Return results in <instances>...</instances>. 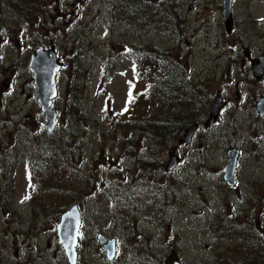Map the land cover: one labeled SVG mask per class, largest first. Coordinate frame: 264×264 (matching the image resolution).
I'll return each mask as SVG.
<instances>
[{
	"label": "rangeland",
	"instance_id": "obj_1",
	"mask_svg": "<svg viewBox=\"0 0 264 264\" xmlns=\"http://www.w3.org/2000/svg\"><path fill=\"white\" fill-rule=\"evenodd\" d=\"M130 1L34 0L37 6L20 14L0 1V92L9 79L15 88L0 96V112L11 123L18 158L28 153V169L18 161L8 187L5 205L16 232L8 256L15 264H68L54 222L63 201H51L42 190L31 194L29 186L34 144L48 134L28 63L37 48L53 47L65 68L56 75L52 106L59 111L57 129L69 126L74 135L66 148L80 180L71 193L82 221L77 264H132L128 238L163 264H263L264 119L254 106L264 89L251 76L245 50L251 60L264 56V0H234L229 34L222 0H133L148 5L135 21L122 15ZM153 49L209 94L207 112L196 113L201 129L176 150L171 173L164 168L173 147L134 132L135 122L149 119L143 95L155 73L139 64ZM218 91L227 106L205 131ZM71 109L78 116L69 117ZM229 150L239 152L235 190L222 179ZM43 204L47 214L39 210ZM98 235L116 240L112 262L98 247Z\"/></svg>",
	"mask_w": 264,
	"mask_h": 264
},
{
	"label": "trees",
	"instance_id": "obj_2",
	"mask_svg": "<svg viewBox=\"0 0 264 264\" xmlns=\"http://www.w3.org/2000/svg\"><path fill=\"white\" fill-rule=\"evenodd\" d=\"M4 1L9 3L8 7L15 14L30 13L33 9L31 7L37 6L34 0ZM121 10L123 18L139 20L141 13H148V5L146 3L137 4L132 0L127 7L126 4L123 5ZM139 65L144 71H153L155 76L151 77L152 82L143 95V99L148 101L142 107L143 117H149V119L135 122L134 132L140 134L141 139L154 142V144L158 143L161 147H174L184 131L193 125H201L200 120L196 118V113L205 114L207 112L209 94L206 90L192 85L190 76L184 68L161 51L153 49L150 53L143 54ZM136 106L133 105V107ZM133 107L129 110L131 115ZM71 114L78 116L73 109L69 110V117ZM53 135H58L57 141ZM53 135H48L39 147L34 144L35 158H33L31 167L32 179H30L29 186L31 194L48 192L51 201H63L64 205L61 209H57L55 218L51 217L57 224L65 211L79 204L71 193L76 192L75 186L80 180H76L78 170L70 164L66 148L68 141L74 137L69 131V126L64 130L56 127ZM52 182L53 184L50 185ZM49 204L48 207L51 206V202ZM46 209V204L39 207V210L45 214H47ZM246 237L252 239L250 236ZM81 238L83 239V236ZM131 241V238L127 239L128 254L131 256L129 262L132 264H163L161 259L153 257L152 254L147 253L146 249L133 245ZM248 247L253 248L254 245L249 242Z\"/></svg>",
	"mask_w": 264,
	"mask_h": 264
},
{
	"label": "water",
	"instance_id": "obj_3",
	"mask_svg": "<svg viewBox=\"0 0 264 264\" xmlns=\"http://www.w3.org/2000/svg\"><path fill=\"white\" fill-rule=\"evenodd\" d=\"M232 2L233 0H222V20L226 34L232 31ZM246 58L249 59L248 51L245 50ZM251 75L257 81L262 83L264 88V59L259 58L252 60L250 63ZM64 68V64L59 62L53 47L44 49L37 48L30 56L28 63V70L32 75L33 89L35 92L34 98L43 116V122L48 134H52L57 124L58 110L52 109V103L56 98L55 76ZM225 107V103L220 97V92L215 94L214 100L209 106V118L204 124V128L208 129L215 125L220 111ZM254 110L256 114L264 118V96L260 97L255 104ZM198 130L197 125L188 128L177 140L176 147H173L168 152V164L165 166V173H171L178 165L175 152L177 147L189 146L191 140ZM238 151L229 150L227 152V164L223 169V181L230 188H235L236 182L234 173L237 164ZM81 220L79 217V210L76 206L71 207L65 211L57 224L56 237L57 244L60 246L66 256L68 264H76L77 254L76 246L80 237ZM98 247L105 252L108 262H112L115 258V240H107L102 235L97 238Z\"/></svg>",
	"mask_w": 264,
	"mask_h": 264
},
{
	"label": "flooded vegetation",
	"instance_id": "obj_4",
	"mask_svg": "<svg viewBox=\"0 0 264 264\" xmlns=\"http://www.w3.org/2000/svg\"><path fill=\"white\" fill-rule=\"evenodd\" d=\"M261 57L264 58L263 55H261ZM247 60L249 61V66H250V63L252 61L250 59V55H249V59L247 58ZM10 82L11 80L9 79L6 82V84L5 83L1 84L2 89L0 92V96L3 94L8 95V92H10L11 88H12L11 91L15 89L13 88ZM22 95L23 92H21V96ZM25 101H28V96L25 98ZM0 111L2 112V110ZM1 112H0V264H15V260H13L12 257L8 256V251L10 250V247L15 244L16 232L12 230V226L15 224V222L11 219L12 210L9 207L7 208L5 204L9 194L8 187L12 185L11 179L16 172L18 161H20L19 163L26 165L28 169V153H25L24 157H21L20 154L19 155L20 158H18L16 137H10L11 133L9 132V125L11 123L8 118L3 119L1 117ZM6 113L9 114L8 112ZM200 127L201 125L198 127L196 134L201 129ZM209 129L204 128L205 131ZM24 135L27 136L26 134ZM195 136L192 139L191 143L195 140ZM27 141H28V137H27ZM202 143H203V139L199 137L198 144L201 145ZM177 149H180V147H177ZM236 174L237 172L235 173V175ZM1 219L3 220L2 223H1ZM11 240H13V242H11ZM2 252H4L5 256H3ZM13 257H15V255H13Z\"/></svg>",
	"mask_w": 264,
	"mask_h": 264
}]
</instances>
